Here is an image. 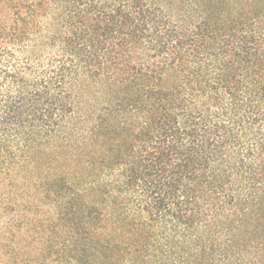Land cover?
Segmentation results:
<instances>
[{
    "label": "trees",
    "instance_id": "trees-1",
    "mask_svg": "<svg viewBox=\"0 0 264 264\" xmlns=\"http://www.w3.org/2000/svg\"><path fill=\"white\" fill-rule=\"evenodd\" d=\"M0 264H264V0H0Z\"/></svg>",
    "mask_w": 264,
    "mask_h": 264
}]
</instances>
